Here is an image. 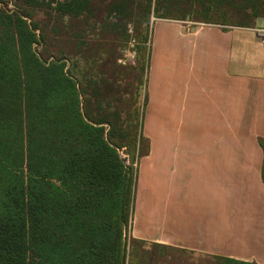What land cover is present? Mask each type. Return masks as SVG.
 <instances>
[{"label":"trees","instance_id":"1","mask_svg":"<svg viewBox=\"0 0 264 264\" xmlns=\"http://www.w3.org/2000/svg\"><path fill=\"white\" fill-rule=\"evenodd\" d=\"M91 1L0 0V264L126 262L134 170L118 150L136 147V135L104 107L116 84L37 47L34 9L78 18ZM259 1H246L239 25L264 17ZM126 5L112 8L125 16Z\"/></svg>","mask_w":264,"mask_h":264},{"label":"crops","instance_id":"2","mask_svg":"<svg viewBox=\"0 0 264 264\" xmlns=\"http://www.w3.org/2000/svg\"><path fill=\"white\" fill-rule=\"evenodd\" d=\"M263 20H158L174 44L175 70L157 76V123L175 204L147 240L264 264V43L255 31Z\"/></svg>","mask_w":264,"mask_h":264},{"label":"rangeland","instance_id":"3","mask_svg":"<svg viewBox=\"0 0 264 264\" xmlns=\"http://www.w3.org/2000/svg\"><path fill=\"white\" fill-rule=\"evenodd\" d=\"M8 1L12 8L21 3ZM246 1L151 0L148 6L146 0H125L127 11L122 16L116 6L112 8L121 0H92L90 13L78 18L62 16L47 7L33 10L38 33L43 34L37 46L40 55L63 57L70 67L76 64L78 69L86 63L90 74L104 72L105 78L116 84L104 107L109 112L118 111L124 127L136 135V147L128 145L118 150L125 164L134 170L125 264H222V260L175 250L142 236L158 233L159 217H172L175 204L172 165L163 170L158 163L157 123V76L165 77L167 71L175 70L171 58L174 44L170 45L172 32L164 33V22L158 20L173 17L248 24L250 10L245 9ZM259 2L254 5L263 9L264 0ZM261 27L263 24L256 28ZM167 127L173 135V126ZM135 235L140 237L134 238Z\"/></svg>","mask_w":264,"mask_h":264},{"label":"built area","instance_id":"4","mask_svg":"<svg viewBox=\"0 0 264 264\" xmlns=\"http://www.w3.org/2000/svg\"><path fill=\"white\" fill-rule=\"evenodd\" d=\"M55 1H59V0H55ZM256 31H257L258 35L260 34V37H262L261 40L264 42V24H263V27L257 28Z\"/></svg>","mask_w":264,"mask_h":264}]
</instances>
